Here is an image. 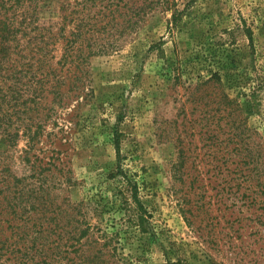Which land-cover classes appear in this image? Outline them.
Masks as SVG:
<instances>
[{
  "label": "rangeland",
  "instance_id": "1",
  "mask_svg": "<svg viewBox=\"0 0 264 264\" xmlns=\"http://www.w3.org/2000/svg\"><path fill=\"white\" fill-rule=\"evenodd\" d=\"M69 2L76 32L88 10ZM144 10L137 24L123 16L106 35L119 45L88 58L80 89L17 113L32 121L50 113L34 150L26 152V136L15 146L3 137L13 81L0 69V151L30 181L24 158L58 157L65 171L48 179L68 173L73 182L53 195L87 204L90 221L121 230L120 264H264V0H173ZM211 71L222 79H209ZM120 163L143 182L150 216L142 237L125 232L122 210L93 205L114 200Z\"/></svg>",
  "mask_w": 264,
  "mask_h": 264
},
{
  "label": "trees",
  "instance_id": "2",
  "mask_svg": "<svg viewBox=\"0 0 264 264\" xmlns=\"http://www.w3.org/2000/svg\"><path fill=\"white\" fill-rule=\"evenodd\" d=\"M172 1L82 0L81 11L88 12L80 17L78 31L74 32L68 29L69 0H0V69L7 70L6 78L13 81L5 95L11 112L3 137L9 145H17L21 136H26V152L35 149L42 140L50 113L39 115L37 121L17 113L30 114L34 106L46 108L51 93L49 104L55 99L63 100L74 88L80 89L88 58L118 47V41L103 40L112 31L118 32L116 27L123 16L124 21L129 16L127 21L135 25L146 14L145 6L169 7ZM57 8L64 10L61 20L55 18ZM210 74L209 79L223 76L220 71ZM20 106L23 109H18ZM34 124L40 131H33ZM117 151L121 158L119 147ZM5 153L0 151V264H78L81 257L93 264H120L121 230L104 227L100 219L97 223L90 221L85 217L87 204L71 200L66 203L65 198L57 201L53 195L55 187L59 189L73 182L68 173L58 180L48 179L57 176L56 169L65 171V165L56 163L58 157L52 154L48 161L40 159L43 163L37 162L38 157L32 161L24 158L34 171L35 179L30 181L31 175L16 174L9 153ZM111 177L120 179L114 200L103 196L104 202L94 200V207L99 212L107 207L122 210L131 227L125 232L142 237L149 231L150 216L141 198L143 182L121 163ZM85 246L88 248L83 249ZM169 264L186 262L178 259Z\"/></svg>",
  "mask_w": 264,
  "mask_h": 264
}]
</instances>
